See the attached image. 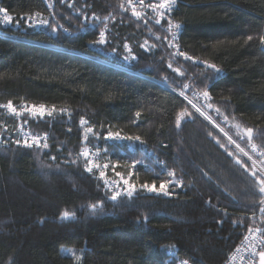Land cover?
<instances>
[{
	"label": "trees",
	"instance_id": "obj_1",
	"mask_svg": "<svg viewBox=\"0 0 264 264\" xmlns=\"http://www.w3.org/2000/svg\"><path fill=\"white\" fill-rule=\"evenodd\" d=\"M67 3L0 0L12 17L0 24V105L68 108L29 122L49 135L40 149L3 142L16 119L0 107V264H223L249 229L264 237L253 165L264 171V0H176L140 17L127 0ZM32 15L46 25L26 27ZM81 118L99 146L109 131L140 137L131 150L106 144L137 185L169 172L181 184L113 200L77 160L93 141Z\"/></svg>",
	"mask_w": 264,
	"mask_h": 264
},
{
	"label": "built area",
	"instance_id": "obj_2",
	"mask_svg": "<svg viewBox=\"0 0 264 264\" xmlns=\"http://www.w3.org/2000/svg\"><path fill=\"white\" fill-rule=\"evenodd\" d=\"M67 1L71 5V3L74 0H67ZM40 21H46L45 17L41 15H32L25 19L24 24L28 28L39 29L46 25L45 23H40ZM10 23H11L10 21L8 22L4 21V14L3 16H0V24L7 25ZM31 105H36V106L44 105L45 108L49 111H52L53 109L55 110L52 111L51 116L46 114L45 116L40 117L39 115H33L30 111L26 110L28 106ZM15 106L19 111L18 115L11 114L6 108L4 110L8 116H11L13 118L15 117L16 124L14 125L10 134L6 136L5 140H3V142L23 148H40V149L47 148L49 144V135L45 132H37V133L32 132L30 130L31 128L29 122L30 121L37 122L40 120L54 121L56 120L57 117L64 114L65 111H61V110L62 109L66 110V108L49 106L45 104L25 103V102L16 104ZM82 126H83V134H85L86 136L88 135L86 129L87 128L92 129L91 135L93 136V141L88 142L87 141L88 138L84 141V144L77 151V160L79 161L82 170L90 174L96 181H98L101 184L103 191L109 197H112L114 192H119L120 193L119 196L128 195L127 189L129 185L134 186L133 192L141 191L142 193L147 195L165 194V192L149 191L148 189L142 188L141 185H137L131 178L132 176L131 169L127 170L126 167L122 166V164L112 159V154H113L112 148L103 149L104 148L103 146H99V142H98L99 136L95 133L93 127L88 126L87 122ZM109 132L113 134L119 133V136L113 135L109 137L107 134L102 139L104 143L108 142V144L110 145L122 144L125 145V147L130 150L133 145L141 146L143 144L141 139L139 141L127 139L126 136H124L119 131H109ZM33 136L39 137L41 145L46 143L47 147H41L35 144H33L32 147L25 146L23 143L24 140L25 139L31 140ZM17 140L21 141L19 145L16 143ZM85 150L88 152V156H84L81 154ZM89 161H92L91 165H89L88 163ZM96 165H98V167ZM89 167L91 168V171L88 170ZM120 168H124L127 172H124L123 174L120 173L119 172ZM101 172L104 173L103 176H101L100 174ZM117 173H119L120 175H117ZM125 180L128 181V184L124 183ZM167 181H170V183L167 185V189H166L167 194L165 195H171L172 193L171 186L175 187L181 184V182L175 176L170 177ZM176 181H179L180 183L177 184ZM159 185L160 183L158 185H155V187L158 188ZM262 251H264V237L258 230L251 229L250 231L249 229L244 235L240 245L228 255V257L226 258L223 264H258L259 253ZM182 261L185 260H179L175 264H181ZM188 264L190 263L188 262Z\"/></svg>",
	"mask_w": 264,
	"mask_h": 264
},
{
	"label": "snow or ice",
	"instance_id": "obj_3",
	"mask_svg": "<svg viewBox=\"0 0 264 264\" xmlns=\"http://www.w3.org/2000/svg\"><path fill=\"white\" fill-rule=\"evenodd\" d=\"M128 2H129V4H131L132 3V0H128ZM140 2H141V5L143 6L144 0H140ZM175 3H176V0H160V3L159 4L148 5V7H151L154 10H157L159 16H163L164 15V12L162 10H164V9H170L171 6L173 4H175ZM121 7H123V5H121ZM0 13H4V21L5 22H8V21H11L12 20V17L9 16L6 13V10L0 9ZM133 15L136 16V17H140L142 15V13L139 12V11H136V9L133 8ZM40 23H45L46 24L47 21H40ZM157 23H159V20H157ZM169 24H170V28L171 27L179 28V24L172 25L171 21L169 22ZM55 30H56L55 27H53V31H55ZM249 39H251V37H249ZM260 40H261L262 43H264V36H261L260 37ZM93 43H98V44H104L105 43V33H104L103 30L99 34V39L96 40V41H93ZM142 47H143V45H142ZM125 48L126 49L128 48V45L127 44H125ZM113 51L115 52L116 49H113ZM181 55H185V54L181 53ZM129 58L130 57H128V56L125 57V59H129ZM169 66H171V65H169ZM210 66L213 67V68H215V65H210ZM185 87H187V85H185ZM180 94L181 95H184L183 92H181ZM203 95H204V97L207 98L209 96V93L207 91H205V92H203ZM189 103H191V101H189ZM209 106H211V105H209ZM0 107L6 108L13 115H18L19 114L18 109L16 108V106L13 103V101H11V100H9L6 104L0 105ZM193 107H195V105H193ZM26 110L30 111L33 115H39L40 117H43L46 114L49 115V116H51L52 115V111H54L55 109H53L52 111H49V110H47L45 108L44 105H40V106L31 105V106H28V108ZM61 111H66V110L62 109ZM197 111H199L198 108H197ZM136 115L139 116L140 114L137 113ZM185 115H189V113L183 112V113H181L177 117V120H176L177 127H179L181 118L183 116H185ZM85 123H86V121H84V119L81 118V124L83 125ZM244 131L246 132V134L251 139L253 130L251 128H248V129H245ZM86 132L91 133L92 132V129L91 128H87L86 129ZM113 135L119 136V133H116V134H113L111 132L108 133V136L109 137H111ZM126 138L127 139L136 140V141H139L140 140V137H138V136L137 137H126ZM16 143L19 145L21 143V141L17 140ZM23 143L27 147H32L33 144H35L37 146H41V147H47V144L46 143L43 144V145H41L39 137H35V136H33L31 138V140L25 139ZM252 148H253V150H255L256 145L253 144L252 145ZM241 151H243V150L241 149ZM81 154L84 155V156H88V152L86 150L83 151ZM88 163H89V165H91L92 164V161H89ZM96 166L98 167V165H96ZM88 170L91 171V168L89 167ZM100 174H101V176L104 175L103 172H101ZM117 175H120V174L117 173ZM168 175L170 177H174L175 176V173L174 172H169ZM253 175H255V173H253ZM257 180L259 182V192L262 194V201L261 202L264 203V179H260L259 177H257ZM124 183L125 184H128V181L125 180ZM169 183H170V181H161V183H160V185H159L158 188L155 187L154 184L153 185H149L147 183L141 185V187L142 188H145V189H148L149 191H153V192H165V194H167L166 189H167V185ZM176 183L179 184L180 182L179 181H176ZM133 190H134V186L133 185H129L128 186V189H127V194L129 196H131ZM119 195H120L119 192H114L111 198L113 200H115V199H117V197ZM97 207H99L98 204L89 205V208H91L93 211H95ZM262 211H264V209H262ZM69 216H70V213H68L67 211H65V212L62 213V218H68ZM250 231H251V229H250ZM259 256H260V264H264V251L260 252L259 253ZM79 258L80 257L78 255H74V259L79 260ZM181 264H188V261L187 260L182 261Z\"/></svg>",
	"mask_w": 264,
	"mask_h": 264
},
{
	"label": "rangeland",
	"instance_id": "obj_4",
	"mask_svg": "<svg viewBox=\"0 0 264 264\" xmlns=\"http://www.w3.org/2000/svg\"><path fill=\"white\" fill-rule=\"evenodd\" d=\"M128 1V0H127ZM60 3H61V1H60ZM74 3V1L72 2V4ZM160 3V0H144V4H143V6L141 5V2H140V0H132V3L131 4H129V2H128V7H127V9H129L131 12H133V8H135L136 9V11H139V12H141L142 14H143V12L144 11H146V10H150V11H156V12H158L157 10H154L153 8H151V7H148V5H152V4H159ZM70 4H68L67 3V6H69ZM174 5L175 4H173L172 6H171V8H173L174 7ZM171 8H170V10H171ZM164 10H169V9H164ZM163 11V10H162ZM3 14L4 13H0V16H3ZM172 32H175V30H173ZM174 34V33H173ZM172 34V36L174 37V35ZM142 47V46H141ZM142 48H145L144 46L142 47ZM174 72L177 74V75H180V73H179V71H177V70H175L174 69ZM40 104V103H39ZM192 107H193V105H191ZM63 108H66V107H63ZM66 109H68V108H66ZM193 109L195 110V111H197V109L195 108V107H193ZM201 116H203L206 120H207V122L208 123H210V125H212L215 129H217V131H219L220 133H221V131L220 130H218V128L215 126V124L209 119V118H207L205 115H203V113H201L200 111H197ZM85 121V120H84ZM232 126L235 128V129H238L240 132H242V134L243 135H247L246 134V132L244 131V129H242L240 126H238L237 124H235V123H232ZM222 134V133H221ZM225 138H227L226 136H224ZM227 140L228 141H230V143L232 144V145H234L235 146V148L240 152V153H242L241 152V150L238 148V146L234 143V142H232L230 139H228L227 138ZM106 144H108V142H106L105 144H104V148L103 149H107V145ZM109 145V144H108ZM99 151V150H98ZM247 158H249L248 156H246ZM250 159V158H249ZM253 165H254V167L256 168V169H258V170H260L261 171V173L264 175V171H262L261 169H260V167L257 165V164H255V163H253ZM119 172L120 173H124V172H127L124 168H120L119 169ZM258 184H259V182H258Z\"/></svg>",
	"mask_w": 264,
	"mask_h": 264
},
{
	"label": "water",
	"instance_id": "obj_5",
	"mask_svg": "<svg viewBox=\"0 0 264 264\" xmlns=\"http://www.w3.org/2000/svg\"><path fill=\"white\" fill-rule=\"evenodd\" d=\"M258 264H260V256H259Z\"/></svg>",
	"mask_w": 264,
	"mask_h": 264
},
{
	"label": "bare ground",
	"instance_id": "obj_6",
	"mask_svg": "<svg viewBox=\"0 0 264 264\" xmlns=\"http://www.w3.org/2000/svg\"><path fill=\"white\" fill-rule=\"evenodd\" d=\"M31 130V129H30ZM33 132V131H32ZM34 133H37V132H34Z\"/></svg>",
	"mask_w": 264,
	"mask_h": 264
}]
</instances>
